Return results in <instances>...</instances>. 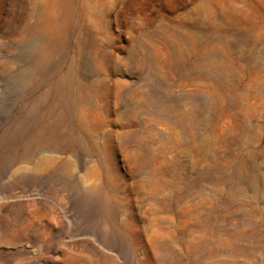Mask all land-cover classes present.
<instances>
[{"label": "rangeland", "instance_id": "rangeland-1", "mask_svg": "<svg viewBox=\"0 0 264 264\" xmlns=\"http://www.w3.org/2000/svg\"><path fill=\"white\" fill-rule=\"evenodd\" d=\"M0 0V264H264V0Z\"/></svg>", "mask_w": 264, "mask_h": 264}, {"label": "bare ground", "instance_id": "bare-ground-1", "mask_svg": "<svg viewBox=\"0 0 264 264\" xmlns=\"http://www.w3.org/2000/svg\"><path fill=\"white\" fill-rule=\"evenodd\" d=\"M44 1H47L48 2V5L47 6H49L48 9L50 10L51 9V4H50L51 3V0H44ZM83 1H85V0H83Z\"/></svg>", "mask_w": 264, "mask_h": 264}]
</instances>
